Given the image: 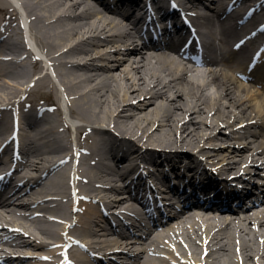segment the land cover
<instances>
[{
  "label": "bare ground",
  "instance_id": "6f19581e",
  "mask_svg": "<svg viewBox=\"0 0 264 264\" xmlns=\"http://www.w3.org/2000/svg\"><path fill=\"white\" fill-rule=\"evenodd\" d=\"M226 1L231 0H189L193 8L203 5L212 12L205 17V23L200 22L211 49L220 43L228 44L232 35L220 23V11L228 5L227 11L233 4ZM24 13L30 23V33L41 50L38 53L47 58L48 63L38 59L28 47L30 41L26 42L22 24ZM130 17L118 21L103 13L95 0H0V62L4 55L14 56L13 63H0V91L8 95L0 100V126L5 130L0 134L4 135L13 126L15 110L11 108L20 105L17 115L24 114L22 103L43 109L41 102H45L53 110L46 116L40 131L24 134L25 148L30 146L31 154L27 155V164L18 174L24 181L30 180L33 187L24 194L20 193L28 184L19 187V208L0 211V221L7 225L2 228L15 227L16 235L34 239L33 242L1 240L0 243L9 246L7 257L10 259L6 263L26 264L22 258L15 257L37 250L55 257L45 264H58V249L54 247L76 234L84 244L100 248L97 252L103 249L108 252L111 249L106 247L115 246V250L122 249L126 256L142 254L140 264H173V259L183 260L181 264L184 261L190 264H264V213L243 221L240 217L226 219L209 213H204L200 219L181 215L162 236L155 235L153 242L144 246L113 241L98 228L102 220L96 208L90 207L91 211L80 217L81 229L70 227L69 236L63 238V224H73L72 220L78 215L73 212L75 190L81 199L79 206L86 208V197L92 201L99 199L106 206H118L124 215L137 217V207L124 195L130 192L127 171L122 173L113 161L119 163L122 158L119 157L121 149L114 145L118 137L115 133L129 137L135 143L133 150L136 146L142 151L132 152L136 155L132 164L125 155L123 163L130 170L135 166L139 169V165L148 169L138 160L143 159L144 153H153L151 150H169L172 154L179 149L190 153L198 150L221 172L240 167L239 172L244 169L248 173L264 165V131L255 133L264 124V93L239 81L235 67L226 61H213L212 65H221L220 70L192 69L174 55L145 52L136 41L137 29L136 25L130 27L133 25ZM231 52L224 51V55L231 56ZM61 86L67 95L71 118L84 122L77 129L78 150L83 154L76 167L73 136L62 110ZM9 109L10 113H4ZM238 120L242 121L239 129L234 125ZM30 123L36 129L37 121L32 119ZM223 125L224 128L225 125L235 127L232 130L235 135H225L221 131ZM221 134L223 138L218 136ZM109 150L114 151L111 157ZM175 164L176 167L184 164L180 156ZM156 165L160 166L158 162ZM191 167V171L196 170L205 180L211 179L200 167L197 169V165L192 163ZM73 172L78 175L77 181L73 179ZM149 174L153 176L152 171ZM202 180L200 177L197 182ZM46 199L56 201L51 206L54 210L49 209L48 213L49 217L58 218L34 216L36 212L30 207ZM42 205L39 209H43ZM217 208L220 209L219 204ZM23 209L32 215L20 212ZM134 225L139 226V223L134 221ZM58 236L60 241L54 242ZM173 241H176L173 246L167 244ZM65 243H71V238ZM162 244L168 247V257L161 256L154 262L147 259V247L163 250ZM34 256L42 257L41 253ZM79 257L82 264H91L86 256Z\"/></svg>",
  "mask_w": 264,
  "mask_h": 264
},
{
  "label": "rangeland",
  "instance_id": "374dc122",
  "mask_svg": "<svg viewBox=\"0 0 264 264\" xmlns=\"http://www.w3.org/2000/svg\"><path fill=\"white\" fill-rule=\"evenodd\" d=\"M227 2V1H226ZM229 44H231L230 42L228 43V47H227V49H229ZM223 47H224V45H222ZM226 46V45H225ZM225 48V47H224ZM217 68H220V66H217ZM5 80H7V79H5ZM8 97V95L5 93V92H3V91H0V100H1V98H7ZM26 106H29V104L28 103H26L25 104V107ZM26 109V108H25ZM81 124L82 123H84V122H81V121H79ZM240 122H242L241 120H239V121H237V122H235V126L237 125H239V123ZM221 129H223V130H221L223 133H225V135H230L231 134V131H232V129H231V127H228L227 125H225V128H224V125H223V127L221 128ZM219 137H221V138H223L222 137V134H221V136L220 135H218ZM131 147H133L132 145H131ZM239 168L240 167H238L237 169L239 170ZM91 211V210H90ZM96 213H97V215H98V217H101L100 216V213H99V211H98V209H96ZM100 225H102V226H106L107 227V225L104 223V222H100L99 223ZM99 229H100V227H98ZM101 238H104V237H101ZM109 238H112V237H109ZM58 241H60V237L58 236L57 238H55V241L54 242H58ZM114 248V246H108V247H106V249H113Z\"/></svg>",
  "mask_w": 264,
  "mask_h": 264
}]
</instances>
